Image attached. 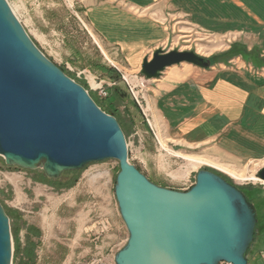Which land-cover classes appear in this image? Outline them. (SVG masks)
Masks as SVG:
<instances>
[{"label": "rangeland", "instance_id": "1", "mask_svg": "<svg viewBox=\"0 0 264 264\" xmlns=\"http://www.w3.org/2000/svg\"><path fill=\"white\" fill-rule=\"evenodd\" d=\"M7 1L46 58L85 88L102 111L115 112L130 163L151 183L185 193L196 185L198 172L206 169L243 191L258 213L256 239L248 258L251 264L264 260V184L250 179L257 177L264 163L237 169L210 160L205 147L198 146L203 135L198 131L184 135L157 104L153 96L157 79L147 80L142 67L135 71L122 49L108 45L101 32L129 48L149 47V59L157 49L192 51L210 60L213 69L260 72L264 58L256 47L249 51L245 35L231 30L207 34L184 23L177 26L171 13L168 20L158 21L161 28L170 29L169 40L153 50L154 32L112 15L110 8L125 10L160 0ZM107 1L114 4L108 11L101 10ZM223 54L228 56L221 59ZM176 118L180 122L181 116ZM119 171V162L113 160L51 180L43 170L10 167L0 156V204L10 218L13 264L29 260L34 264H90L98 259L116 264V254L129 239L115 194Z\"/></svg>", "mask_w": 264, "mask_h": 264}, {"label": "water", "instance_id": "2", "mask_svg": "<svg viewBox=\"0 0 264 264\" xmlns=\"http://www.w3.org/2000/svg\"><path fill=\"white\" fill-rule=\"evenodd\" d=\"M183 63L211 67L196 52L157 49L141 72L160 79ZM0 156L51 180L118 161L115 194L129 239L116 264H250L258 213L243 191L206 169L185 193L151 183L130 163L116 117L46 58L7 0H0ZM257 178L264 182V168ZM12 259L10 218L0 204V264Z\"/></svg>", "mask_w": 264, "mask_h": 264}, {"label": "crops", "instance_id": "3", "mask_svg": "<svg viewBox=\"0 0 264 264\" xmlns=\"http://www.w3.org/2000/svg\"><path fill=\"white\" fill-rule=\"evenodd\" d=\"M112 3L102 4L101 10L108 11ZM112 10V15H121L125 21L154 32L153 50L165 44L170 35V29L161 28L158 21L168 20L167 15L173 13L177 26L184 23L207 34L229 30L243 34L250 42L249 51L256 47L264 58V0H160ZM101 34L108 45L122 49L135 71L142 67L149 47L129 48ZM188 67L167 68L170 72L153 85V96L170 123L184 135L200 132L203 140L198 146L205 147L206 155L218 165L241 169L264 163V70L223 67L202 71ZM179 115L180 122L176 118ZM262 262L259 258L255 264Z\"/></svg>", "mask_w": 264, "mask_h": 264}, {"label": "built area", "instance_id": "4", "mask_svg": "<svg viewBox=\"0 0 264 264\" xmlns=\"http://www.w3.org/2000/svg\"><path fill=\"white\" fill-rule=\"evenodd\" d=\"M90 264H110V263L104 261L103 259L102 260L98 259V260L92 261ZM221 264H228V263H221ZM230 264H232V263H230ZM250 264H251V261H250ZM261 264H264V260H263V262Z\"/></svg>", "mask_w": 264, "mask_h": 264}, {"label": "trees", "instance_id": "5", "mask_svg": "<svg viewBox=\"0 0 264 264\" xmlns=\"http://www.w3.org/2000/svg\"><path fill=\"white\" fill-rule=\"evenodd\" d=\"M226 56H228V55H226V54H223V56L222 57H220L221 59H223V58H225ZM106 114H108V115H112V116H115L116 117V115H115V112H113L112 110H111V112H106ZM263 198V197H262ZM261 198V199H262ZM250 202H252L251 200H250ZM249 252V251H248ZM251 260V259H250ZM25 264H34V262L32 261V260H29V262H27V263H25Z\"/></svg>", "mask_w": 264, "mask_h": 264}, {"label": "bare ground", "instance_id": "6", "mask_svg": "<svg viewBox=\"0 0 264 264\" xmlns=\"http://www.w3.org/2000/svg\"><path fill=\"white\" fill-rule=\"evenodd\" d=\"M10 5V4H9ZM12 7V6H11ZM13 9V8H12ZM14 11V10H13ZM15 13V12H14ZM146 44V43H145ZM205 162V161H204ZM241 177V176H240ZM238 178V177H237ZM242 178V177H241ZM251 180H259L257 177H254V178H250ZM260 181V180H259ZM264 184V182H262Z\"/></svg>", "mask_w": 264, "mask_h": 264}]
</instances>
